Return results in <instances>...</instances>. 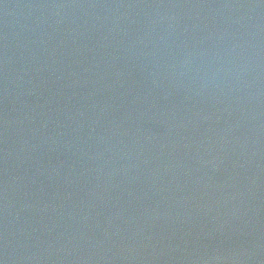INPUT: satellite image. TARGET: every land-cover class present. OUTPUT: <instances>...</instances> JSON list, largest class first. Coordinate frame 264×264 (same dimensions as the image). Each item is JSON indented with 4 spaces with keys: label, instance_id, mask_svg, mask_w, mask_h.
<instances>
[{
    "label": "water",
    "instance_id": "water-1",
    "mask_svg": "<svg viewBox=\"0 0 264 264\" xmlns=\"http://www.w3.org/2000/svg\"><path fill=\"white\" fill-rule=\"evenodd\" d=\"M0 264H264V0H0Z\"/></svg>",
    "mask_w": 264,
    "mask_h": 264
}]
</instances>
